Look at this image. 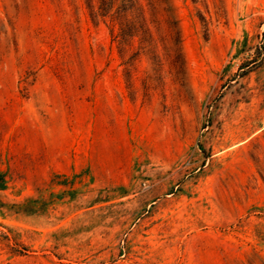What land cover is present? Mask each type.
<instances>
[{
  "label": "rangeland",
  "instance_id": "rangeland-1",
  "mask_svg": "<svg viewBox=\"0 0 264 264\" xmlns=\"http://www.w3.org/2000/svg\"><path fill=\"white\" fill-rule=\"evenodd\" d=\"M139 1L0 0V264H264V0Z\"/></svg>",
  "mask_w": 264,
  "mask_h": 264
},
{
  "label": "trees",
  "instance_id": "trees-1",
  "mask_svg": "<svg viewBox=\"0 0 264 264\" xmlns=\"http://www.w3.org/2000/svg\"><path fill=\"white\" fill-rule=\"evenodd\" d=\"M86 4L91 21L107 27L122 55L133 48L134 38L151 36L145 10L139 0H86Z\"/></svg>",
  "mask_w": 264,
  "mask_h": 264
}]
</instances>
